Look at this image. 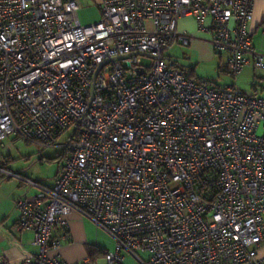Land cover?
Returning a JSON list of instances; mask_svg holds the SVG:
<instances>
[{
  "label": "built area",
  "instance_id": "1",
  "mask_svg": "<svg viewBox=\"0 0 264 264\" xmlns=\"http://www.w3.org/2000/svg\"><path fill=\"white\" fill-rule=\"evenodd\" d=\"M254 4L101 0L83 24L78 0H0V147L58 146L74 128L55 185L25 178L38 190L17 200V226L39 252L17 264H98L60 257L73 211L114 238L104 264H264V97L165 55L192 44L179 21L194 16L231 75L264 71Z\"/></svg>",
  "mask_w": 264,
  "mask_h": 264
},
{
  "label": "crops",
  "instance_id": "2",
  "mask_svg": "<svg viewBox=\"0 0 264 264\" xmlns=\"http://www.w3.org/2000/svg\"><path fill=\"white\" fill-rule=\"evenodd\" d=\"M78 2L80 6L86 2L91 4L90 6L97 9L100 19L101 0H78ZM179 29L195 34L191 47L196 48L206 58L215 60L213 52L215 50L207 42V35L199 31L198 23L194 16L181 18L179 21ZM250 31L254 48L264 53V0H255L254 18L250 24ZM215 52L220 57L218 62L219 71L230 74L228 70V54ZM174 64L176 63L174 62ZM187 71H189V74L192 72L191 77L198 82L207 83L219 89L225 87L213 81V79H202L193 69L192 71L191 69ZM239 77L253 85L254 92L246 94L264 97L259 92V89L264 91L263 70H256L251 64L243 70ZM235 83H238V81ZM235 83L232 84L235 85ZM237 89L245 93L241 88L238 87ZM4 156V154L0 153V166L18 176H9L5 172L0 171V258L17 264L24 258L39 252V246L34 242V233L32 231H21L18 229L19 213L16 207L18 199L24 196H32L37 192L38 188L25 180L27 178L34 181L27 175L28 170H17L14 167L15 163H9L10 161L4 159ZM61 169L62 167L56 172L54 178L48 181L49 183L43 181L41 183L47 186H54ZM69 218V228L65 231L58 232L62 237V246L59 250L60 257L69 263L81 262L90 258L98 264H104V251L112 249L114 243L107 240V234L90 218L83 216L77 211H73Z\"/></svg>",
  "mask_w": 264,
  "mask_h": 264
},
{
  "label": "rangeland",
  "instance_id": "3",
  "mask_svg": "<svg viewBox=\"0 0 264 264\" xmlns=\"http://www.w3.org/2000/svg\"><path fill=\"white\" fill-rule=\"evenodd\" d=\"M90 5L91 4L86 2L79 8L78 14L83 24H91L99 19L97 9ZM189 34L195 36L193 33L189 32ZM206 40L211 44L208 36ZM211 46L214 49L212 44ZM213 52L215 60L206 58L204 54L198 52L196 48H192L191 45L176 43L171 48L165 50V55L169 61L173 60L176 63L175 65L183 68L184 70H195L197 75L204 80L213 79V81H216L225 87L238 81V83H235L236 88H241L245 91V93H253L254 88L250 82L240 79L239 76L234 77L231 74L219 71L218 62L220 57L215 51ZM145 61H148V58H146ZM259 92H261V96H264L263 90L259 89ZM73 132L74 128H71L66 134L59 137L58 143L60 145L47 148L29 143L22 138L11 136L5 140L4 146L0 147V153L5 155L4 159L10 161L9 163H15L14 167L17 170H28L27 175H29L34 181H38L40 183L42 181L48 182L54 178L56 172L63 166L65 163V157L59 161L47 160V158L56 157L58 154H65L66 149L62 145L68 142L69 137L73 134ZM42 157H45L43 159L44 161L40 160ZM102 230L107 234V240L114 243V247L112 249L105 250V252L113 251L115 248L114 238L106 230ZM141 255L146 256L142 253ZM126 264L137 263L132 256L128 255L126 258Z\"/></svg>",
  "mask_w": 264,
  "mask_h": 264
},
{
  "label": "trees",
  "instance_id": "4",
  "mask_svg": "<svg viewBox=\"0 0 264 264\" xmlns=\"http://www.w3.org/2000/svg\"><path fill=\"white\" fill-rule=\"evenodd\" d=\"M192 71V69H191ZM189 76L191 77L192 76V72H190ZM64 157V154H58L56 157H53V158H47V160H56V161H59L61 159H63ZM45 157H42L41 160H43ZM104 254H105V251H104Z\"/></svg>",
  "mask_w": 264,
  "mask_h": 264
},
{
  "label": "water",
  "instance_id": "5",
  "mask_svg": "<svg viewBox=\"0 0 264 264\" xmlns=\"http://www.w3.org/2000/svg\"><path fill=\"white\" fill-rule=\"evenodd\" d=\"M188 75H189V71H187Z\"/></svg>",
  "mask_w": 264,
  "mask_h": 264
}]
</instances>
